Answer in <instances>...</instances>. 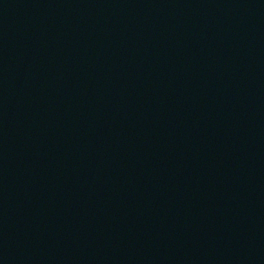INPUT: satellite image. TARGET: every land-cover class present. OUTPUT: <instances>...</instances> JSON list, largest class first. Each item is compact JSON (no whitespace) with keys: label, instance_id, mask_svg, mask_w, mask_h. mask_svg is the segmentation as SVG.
<instances>
[{"label":"water","instance_id":"water-1","mask_svg":"<svg viewBox=\"0 0 264 264\" xmlns=\"http://www.w3.org/2000/svg\"><path fill=\"white\" fill-rule=\"evenodd\" d=\"M0 264H264V0H0Z\"/></svg>","mask_w":264,"mask_h":264}]
</instances>
